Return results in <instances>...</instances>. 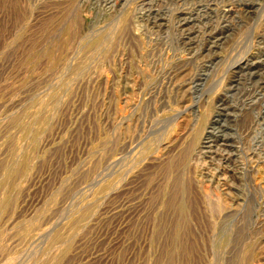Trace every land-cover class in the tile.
<instances>
[{"label":"rangeland","instance_id":"374dc122","mask_svg":"<svg viewBox=\"0 0 264 264\" xmlns=\"http://www.w3.org/2000/svg\"><path fill=\"white\" fill-rule=\"evenodd\" d=\"M0 264H264V0H0Z\"/></svg>","mask_w":264,"mask_h":264},{"label":"bare ground","instance_id":"6f19581e","mask_svg":"<svg viewBox=\"0 0 264 264\" xmlns=\"http://www.w3.org/2000/svg\"><path fill=\"white\" fill-rule=\"evenodd\" d=\"M129 2V1H128ZM121 11V10H120ZM210 87V86H209ZM193 107V106H192ZM260 118V117H259ZM234 149V148H233ZM245 198V197H244ZM239 214V213H238Z\"/></svg>","mask_w":264,"mask_h":264}]
</instances>
